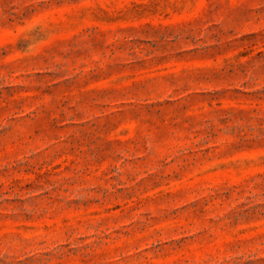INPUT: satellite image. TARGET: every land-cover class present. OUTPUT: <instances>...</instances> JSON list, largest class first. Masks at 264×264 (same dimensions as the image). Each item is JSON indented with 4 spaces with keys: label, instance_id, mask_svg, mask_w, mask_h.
Wrapping results in <instances>:
<instances>
[{
    "label": "rangeland",
    "instance_id": "374dc122",
    "mask_svg": "<svg viewBox=\"0 0 264 264\" xmlns=\"http://www.w3.org/2000/svg\"><path fill=\"white\" fill-rule=\"evenodd\" d=\"M0 264H264V0H0Z\"/></svg>",
    "mask_w": 264,
    "mask_h": 264
}]
</instances>
